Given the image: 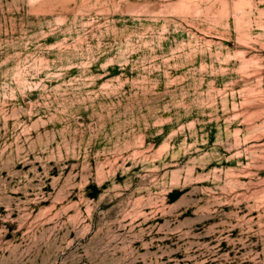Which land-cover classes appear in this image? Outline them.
Segmentation results:
<instances>
[{
    "label": "rangeland",
    "instance_id": "obj_1",
    "mask_svg": "<svg viewBox=\"0 0 264 264\" xmlns=\"http://www.w3.org/2000/svg\"><path fill=\"white\" fill-rule=\"evenodd\" d=\"M0 264H264V0H0Z\"/></svg>",
    "mask_w": 264,
    "mask_h": 264
}]
</instances>
